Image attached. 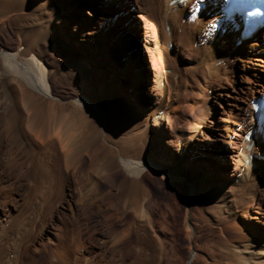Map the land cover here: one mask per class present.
Returning a JSON list of instances; mask_svg holds the SVG:
<instances>
[{"label": "bare ground", "instance_id": "bare-ground-1", "mask_svg": "<svg viewBox=\"0 0 264 264\" xmlns=\"http://www.w3.org/2000/svg\"><path fill=\"white\" fill-rule=\"evenodd\" d=\"M17 1L0 0V25L5 22V11L12 9ZM103 3V7L108 8L110 0H103ZM224 3L225 0H151L149 12L154 21L146 20L142 35H147L143 39L149 54L148 60H155L157 63L158 80L155 100L148 106L149 112L146 116L137 109L130 110L127 107L107 112L95 101L97 97L91 98L83 94L77 93L66 102L58 98L53 93L51 82L53 69L49 65L52 66V63L50 58L44 63L41 61V57L46 55L43 48L38 46L37 37L26 44L20 41L17 48H0V113L4 124L2 121L1 123L10 142L9 150L5 154L8 161L6 165L10 172L17 168L20 178L24 176L26 179L25 192L17 198L19 206L9 199V190L16 187L14 180L17 178L12 180L6 177L4 180V172L0 176V264H42L40 257L45 258V264L81 263V256L77 254L79 246L73 245L74 242L65 245L61 243L63 235L57 231H50L40 241L35 238L29 241L22 232L23 227L27 226H24L26 215L30 216L33 207H38L42 198L45 202L52 191L50 178L55 176L52 175L53 172L56 175L71 174L75 177L74 192L79 199L73 200L72 191L70 198H66L70 208L100 194L101 182L117 189L124 186L130 188L131 193L128 191V195H120L117 199L111 197L106 208L115 210L114 214L105 215L108 227H112L116 220L125 221L122 222L123 228L112 229L110 235V247L116 253L119 264H127L123 262L125 256L133 251L136 254L135 264H179L175 263L177 255L173 247L168 248L161 236L167 228L164 227L166 223L163 226V218V222L161 218L154 219L150 206L152 192L143 177L148 174L169 184L186 182L189 193L186 231L188 239H192L194 225L190 218L192 207L203 203L201 187L194 179L189 180L182 172L172 169L171 165L175 160L166 158L165 161H159L147 156L148 136L153 127H162L165 120L170 125L175 119L181 120L182 87L168 85L167 66L168 59L175 61L184 49H188L189 39L197 38L202 42L205 71L213 80L221 82L227 81L229 77L235 79L240 76L239 86L233 89L236 94L230 95V89H226L227 93L223 95L233 98L234 103L230 106L248 116L247 126L241 125V122H233L231 117L220 118L216 124L221 126L226 122L229 125L221 126V130L226 131V136L220 129L216 130V126L203 125L211 133L208 136L203 132L202 136L215 145L228 146L226 151L237 164L233 186L217 199V207L211 214L217 219L227 221L236 216L237 212L247 219L259 221L263 212L253 201L249 202L253 199L254 183L264 166V122L257 123L253 105L264 97V28L258 30L250 39L241 40L239 20L235 18L232 22L224 21V16L220 13ZM75 12L76 15H72V18H78V32L85 45V56L81 62L84 66H92L94 62L99 66L105 61L104 51L99 49L101 41L115 40L117 34L125 33V30L121 29L122 26L116 19H111L107 14L94 12L90 19L84 20L81 13L77 10ZM65 14L66 11L61 10L53 21L64 23L62 19L66 18ZM98 21L102 26L97 40L95 35L90 34L89 28ZM36 51L40 52L39 57L35 55ZM114 51L123 56L122 48ZM207 77L202 78L208 80ZM143 83L144 89L149 88L145 81L140 82ZM124 85L128 89L134 87L131 83ZM261 92L263 97L259 98ZM144 94L146 98L147 93ZM144 107L143 104L139 106L142 110ZM195 135V131L191 134H180L176 145V158L179 161L190 162L186 149ZM231 136L239 137L238 148L233 147L235 141L231 140ZM118 173H123L125 177L116 182ZM110 192L111 190L104 194L110 195ZM52 195L49 197L52 198ZM51 205L54 206L52 203ZM35 207V210L38 209ZM98 208L105 210L104 205H99ZM131 236L135 239L133 248L124 245ZM246 240L248 241L244 239L237 246L234 245V251L224 264H264V242L253 244ZM168 258L170 262L167 261Z\"/></svg>", "mask_w": 264, "mask_h": 264}, {"label": "rangeland", "instance_id": "rangeland-1", "mask_svg": "<svg viewBox=\"0 0 264 264\" xmlns=\"http://www.w3.org/2000/svg\"><path fill=\"white\" fill-rule=\"evenodd\" d=\"M116 1L120 3L116 4ZM150 3L151 0H110L109 7L105 8L102 5L104 4L103 0H18L12 9L5 11V22L0 25V48L3 46L17 48L20 41L26 44L37 37L38 46L43 48L46 55L41 57V61L44 63L47 58H50V63H52V66L49 65L53 69L51 82L53 93L58 98L64 99L63 101L66 102L77 93L83 94L91 98L97 97L95 101L107 112L127 107L130 110L137 109L140 114L146 116L149 112L148 106L155 100L154 93L158 80L157 63L155 60L152 62L148 60L149 54L142 38L146 20L154 21L149 12ZM61 10L66 11L67 19H62L64 23H59L56 20L54 22V17ZM76 10L82 14L84 20L90 19L94 12L107 14L111 19H116L121 24V29L125 30V33L117 34L115 40L101 41L99 49L104 51L105 61L99 66L96 62L92 66H84L81 62L85 56V45L81 41L80 32H78V18H72V15H76ZM136 14L137 16H135ZM101 26L102 24L98 21L89 28L90 34L95 35L97 40ZM144 35L147 38V35ZM189 42L188 49H184L175 61L168 59L167 66L168 85L175 84L180 85L179 88L182 87V121L175 119L170 125L165 120L162 127H153V131L148 136L147 156L159 161H165L166 158L175 160L171 165L172 169L182 172L189 180L194 179L201 187V192L204 195L203 203L192 207L190 218V222L194 225L192 239H188L186 231V208L189 201L186 182L169 184L148 174L144 175L143 180L152 192L150 206L154 212V219L161 218V222L163 219L165 220L162 224L164 226L166 223L164 227L167 228L164 229V234L162 233L161 236L165 239L168 248L173 247L177 255L175 263L224 264L234 251L233 247L235 249V246L244 239H248L246 242L253 244L264 242V166L258 180L254 183L253 199L249 202L253 201L263 212L259 221L247 219L237 212L236 216L227 221L217 219L211 214L217 207V199L233 186L237 164L226 151L228 146L225 144L215 145L208 141L207 137L202 136L203 132L208 136L211 133V131H206L203 125L216 126V130L220 129L221 133L226 136V131L221 130V126L228 127L229 125L226 122H223L221 126L219 123L216 124L220 118H232V121L241 122V125L247 126L248 116L245 112H239L236 107L230 106L234 103L233 98L223 95L227 93L226 89H230V95L235 93L233 89L237 85L239 86L240 76L235 79L229 77L227 81L221 82L213 80L214 78L211 76L210 78L205 71L202 42L197 38L189 39ZM121 48L123 56L120 52L114 51ZM35 55L39 57L41 54L36 51ZM237 73L240 72L237 71ZM259 73L263 74L260 70ZM204 76H208V80H203ZM141 81H145L149 88L144 89L142 86L144 83L140 84ZM124 83L134 84V87L128 89ZM143 91L147 93L146 98ZM148 92L153 93L151 100L148 97ZM220 95H223V98ZM260 97H263L262 92L259 94ZM142 104L145 105L143 110L139 108ZM1 121L3 123L0 113V171H2L0 176L5 173L4 180L6 177L12 178V180L17 178L14 180L17 184L15 190H9V196L12 197L9 199L10 201L14 200V204H18V196L25 192L26 179L24 176L20 178L17 168L11 169L10 172L9 166L6 165L8 161L5 154L9 150L10 142L4 133V123L2 124ZM211 121L215 123L212 124ZM194 131L195 138L186 149L190 162L179 161L176 158L178 138L180 134H191ZM230 138L235 141L233 147L238 148L239 137L231 136ZM55 173L53 172L52 175L55 176L50 178L52 191L47 195L46 201L44 202L42 198L40 204L43 203L38 207L34 206L38 209L35 210L33 207V213H29L31 217L26 215L29 219L25 218L24 226H27L22 229L24 237L26 236L25 239L31 241L35 238L40 241L43 237L46 238L50 231H57L61 236L63 235L61 243L65 245L74 242L73 245L79 246L77 254L81 256L80 264H119L118 258L115 257L116 253L110 247V235L112 229L123 228L125 221L122 223L120 220H116L112 227H108L105 215L114 214L115 210L106 208L111 197L117 199L120 195H128L130 188L124 186L122 189H117L101 182L100 194L70 208L67 199L70 198L69 194L72 191L73 200L79 199V196L74 192L75 177L71 174L59 175L57 173L56 175ZM122 177L125 175L118 173L115 181H119ZM110 190V195L104 194ZM51 194H53L52 198H50ZM93 198H97L98 202L96 199L93 201ZM99 205H104L105 210H100ZM234 218L235 221H232ZM236 224L237 227H234ZM156 225L158 227V224ZM134 240V236H131L124 245L133 248ZM195 255L196 258H194ZM40 259L41 263L45 264V258L40 257ZM167 261L171 260L168 258ZM123 262L135 264L136 254L134 251L125 256Z\"/></svg>", "mask_w": 264, "mask_h": 264}, {"label": "water", "instance_id": "water-1", "mask_svg": "<svg viewBox=\"0 0 264 264\" xmlns=\"http://www.w3.org/2000/svg\"><path fill=\"white\" fill-rule=\"evenodd\" d=\"M142 38H145V35L144 34L142 35ZM148 97L149 98H152V93L151 92H148Z\"/></svg>", "mask_w": 264, "mask_h": 264}]
</instances>
